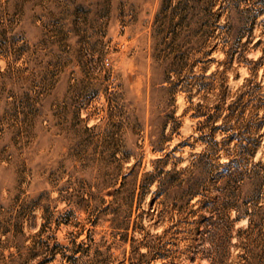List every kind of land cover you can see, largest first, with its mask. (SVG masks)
I'll return each mask as SVG.
<instances>
[{"label": "rangeland", "instance_id": "1", "mask_svg": "<svg viewBox=\"0 0 264 264\" xmlns=\"http://www.w3.org/2000/svg\"><path fill=\"white\" fill-rule=\"evenodd\" d=\"M263 3L0 0V264H264L247 238L264 177L203 221L187 192L209 185L192 162L243 125L225 124L232 95L264 80Z\"/></svg>", "mask_w": 264, "mask_h": 264}, {"label": "trees", "instance_id": "2", "mask_svg": "<svg viewBox=\"0 0 264 264\" xmlns=\"http://www.w3.org/2000/svg\"><path fill=\"white\" fill-rule=\"evenodd\" d=\"M257 15H264V3L262 8L258 10ZM262 22L264 24V19ZM255 62L258 65H264V56ZM247 96L248 99L245 100ZM232 97L227 105L229 113L225 124H229L234 119L239 123L241 121L243 125L239 130L233 132H226L234 129L233 127L222 129V126H215L214 131L219 129L225 131L222 139L213 138L212 142L208 144V149L189 167V170H193L202 166L207 173L206 179L209 185L205 188V192L198 191L194 186L189 187L187 190L191 200L199 198L193 206H198L194 212L199 215V219L202 221L207 219L202 212L208 211L215 204L218 193H222L230 185L237 184L245 176L250 178L264 177L263 160L260 159L257 162L250 160L251 157L255 156L263 142V134L259 132V129L264 127V80L255 85L250 83L245 85ZM246 105L251 106V110L248 118L242 120L243 111L239 112L238 109ZM237 110L238 112H236ZM223 157H226L227 160L222 161ZM245 213L249 216L252 214L250 208H247ZM210 225H213L209 230L212 239H220L227 235L228 228L226 229V223L223 221L218 222V224L211 223ZM248 237L253 238L255 241L264 240V228L259 231H250L247 234ZM263 258L264 254H261L260 260L262 261Z\"/></svg>", "mask_w": 264, "mask_h": 264}]
</instances>
